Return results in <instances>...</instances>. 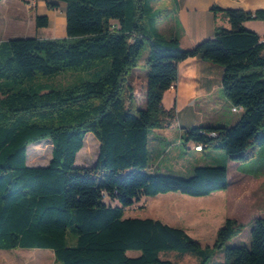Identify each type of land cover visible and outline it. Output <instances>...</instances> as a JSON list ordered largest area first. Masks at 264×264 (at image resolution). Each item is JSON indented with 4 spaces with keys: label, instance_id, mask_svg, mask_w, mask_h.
Here are the masks:
<instances>
[{
    "label": "trees",
    "instance_id": "1",
    "mask_svg": "<svg viewBox=\"0 0 264 264\" xmlns=\"http://www.w3.org/2000/svg\"><path fill=\"white\" fill-rule=\"evenodd\" d=\"M158 1L46 0L49 10L65 4L63 37L0 40V249H48L52 264H173L160 257L170 251L192 254L197 264H209L216 251L220 264H264V217L252 220L249 247L225 245L243 228L234 219L216 230L211 246H201L181 228L123 217L143 196H206L227 187L225 164L196 166L187 177L148 171V137L176 118L161 100L185 58L222 67V94L240 115L230 126L183 128L182 143L233 161L264 144V42L243 25L264 21V10L212 6L229 26L181 48L178 34L158 29ZM34 25L46 27L47 15H36ZM145 44L144 107L136 108L126 81ZM100 63L94 79L59 89L25 86L37 74L90 71ZM87 133L98 141L95 162L74 166ZM43 139L51 141L49 162L28 166L26 147Z\"/></svg>",
    "mask_w": 264,
    "mask_h": 264
},
{
    "label": "crops",
    "instance_id": "2",
    "mask_svg": "<svg viewBox=\"0 0 264 264\" xmlns=\"http://www.w3.org/2000/svg\"><path fill=\"white\" fill-rule=\"evenodd\" d=\"M40 3L38 0L36 7H40L41 14L34 9L32 21L36 15L45 14L49 23V12L52 10L42 7ZM212 6L246 11L264 10V0H175V21L172 27H169L167 34H178L181 48H189L203 39L211 38L216 26L226 28L229 26L221 13L211 10ZM64 25L65 19L62 13V28ZM243 25L257 33L259 40L264 42V21L249 20ZM59 27L60 22H56L55 34L59 31ZM221 76V66L197 57H187L178 62L177 79L163 93L161 100L164 109L175 108L176 118L166 127L150 132L148 171L187 177L196 166L225 164L228 183L226 189L206 196H190L179 192L160 193L152 196L148 214L145 200L140 199L132 206L125 208L123 215L129 211L128 218L159 220L168 226L183 229L191 238L199 234L196 231L202 229L208 220H216L223 224L226 219H234L243 224V221L264 217V205L261 208L259 206L261 202L256 203L264 198V169L253 173L254 165H262L264 144L256 147L253 155L243 163L241 161L234 163L233 160L223 156L220 150L216 152L196 150L192 142L182 143L183 128L230 126L237 121L240 111L235 112L233 110L235 108H231L224 98L221 91ZM145 82L144 69L138 70L135 67L130 71L126 84L130 88L129 93L133 95L135 104L137 95L141 93L144 95ZM181 144L189 151H193L192 155L187 152L188 155L182 158L181 151L178 149ZM27 163L33 165L28 158ZM245 182L254 184L255 189L249 191L247 195L244 193L236 195V191L231 192L232 186L243 185ZM254 206L259 210H253ZM131 252L128 251L127 255Z\"/></svg>",
    "mask_w": 264,
    "mask_h": 264
},
{
    "label": "rangeland",
    "instance_id": "3",
    "mask_svg": "<svg viewBox=\"0 0 264 264\" xmlns=\"http://www.w3.org/2000/svg\"><path fill=\"white\" fill-rule=\"evenodd\" d=\"M38 0H1L0 1V40H6L10 38H25V37H38V38H59L64 36V28H62V13L64 12V3H57L56 9L49 12L50 22L46 27L36 28L34 21H32L34 9H37V13L41 14L40 7L37 6ZM40 5L46 7V0H40ZM155 7L158 8L160 21L158 23V29L160 32L167 34L169 27H172L175 21V3L174 0H159ZM60 22L59 31L55 34V24ZM146 44L141 49L139 56L137 58L138 65L136 68L138 70L143 69L141 64L144 63L146 58ZM100 63L98 67L90 71H80V70H65L61 71L55 75H40L37 74L31 81L25 84L37 86L39 83H45L49 87L54 89L64 88L66 86L73 85L80 80L94 79V73L97 69L102 66ZM144 95L138 94L136 98V108H143ZM259 147V146H257ZM181 151V157H186L187 152L192 155L193 151H189L184 145H180L178 148ZM218 150H208V152H216ZM223 152V151H220ZM98 153V141L92 133H87L82 140V147L77 152L75 157L74 166L84 167L91 166L94 164L96 156ZM224 154V153H222ZM225 156V155H223ZM51 157V141L50 139H43L34 143L29 144L26 147V164L28 166H45L49 162ZM27 158L32 161L33 165L27 163ZM264 159L261 160L262 165L253 166V173H258L264 169ZM238 163L239 161H233ZM220 163V162H218ZM243 163V161H241ZM250 164V163H248ZM255 189L254 184H247L245 182L243 185L238 184V186H232L231 192L235 194L244 193L247 195L249 191ZM264 192V187H263ZM153 197L143 196L141 199L145 200V206L147 207L146 213H149L150 203ZM105 202L111 205H116V202L111 199H105ZM259 206L264 205V198L256 201ZM253 210H259L255 206L252 207ZM264 208V207H263ZM263 210V209H262ZM129 211L123 215L124 218H128ZM222 224V222L216 220H208L204 223L202 229L197 230L199 234H195L193 237L201 245H211L214 240L217 228ZM252 226V221H243V228L241 232L231 237L226 242V246H246L250 245V229ZM138 251H132L128 256L135 257L138 255ZM161 258H168L173 262V264H197V258L192 254H179L174 251L160 253ZM223 256L222 252L216 251L209 264H220L222 262ZM53 254L48 249L32 248V249H0V264H52Z\"/></svg>",
    "mask_w": 264,
    "mask_h": 264
},
{
    "label": "built area",
    "instance_id": "4",
    "mask_svg": "<svg viewBox=\"0 0 264 264\" xmlns=\"http://www.w3.org/2000/svg\"><path fill=\"white\" fill-rule=\"evenodd\" d=\"M236 111H239V109H238V108H235V112H236ZM195 149H196V150H200V146H199V145H198V146H195Z\"/></svg>",
    "mask_w": 264,
    "mask_h": 264
}]
</instances>
